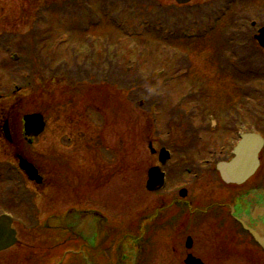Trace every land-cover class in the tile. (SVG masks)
Segmentation results:
<instances>
[{
    "label": "rangeland",
    "instance_id": "rangeland-1",
    "mask_svg": "<svg viewBox=\"0 0 264 264\" xmlns=\"http://www.w3.org/2000/svg\"><path fill=\"white\" fill-rule=\"evenodd\" d=\"M229 1L191 0L190 6H198L195 16L186 13L185 7L177 9L175 0H91L88 3L80 0L76 4L73 2L69 19L62 12L49 11L51 5L63 4L62 0H0V38L3 37L5 43L0 46L3 49L2 53L0 50V112L11 116L13 127L18 126L19 119L25 114L36 111L51 114H48L50 121L46 131L33 142L31 150L37 153L31 157L44 174V185L36 187L24 179L19 186L21 192H43L36 199L37 203L31 205L34 210L39 209L44 218L63 216L69 208L97 210L111 223V228L122 231H112L115 241H119L128 222L148 206L150 195L143 185L146 170L155 164L148 145L160 143V140L168 148L174 147L173 160L167 170L170 179L168 192L169 198L177 195L174 187L180 169L189 167L185 165L187 158L183 147L187 145L191 148L189 152H193L195 144L194 139L184 136L191 130L184 124V116L202 115V124L209 128V115L213 114L220 129L230 130L234 127L232 121L236 112L245 109L244 106L240 108L242 101L236 97H242V91L240 89L238 94L236 85L244 80L219 75L214 66L211 68L207 50L212 47L219 49L225 44L224 37L227 28L233 24L234 12L239 15L234 18L237 27L248 20L246 16L264 26V0H254L250 2L251 6L246 3L242 16L239 10L245 2L238 6L237 0L225 19L215 24L216 18L210 25L213 14L217 12L221 17L223 4ZM119 2L128 5L124 8ZM101 4L104 13L100 10ZM155 4L157 8L154 10L146 7ZM166 6H169L168 20L176 25L170 22L168 25L159 24L165 18V11L161 10ZM55 7L61 11L64 9L62 5ZM151 11L157 13V24L152 22L155 19L152 14L146 15ZM191 16L193 19H187ZM178 19H185V24H178L182 21ZM145 23H148L147 27H144ZM173 25L181 27L180 31H175L179 28ZM243 26L248 31L233 29L244 44L237 49L238 57L242 58L240 65L245 66V61L250 67L256 66V59L261 58L255 56L256 49L252 43L256 29L250 26V20ZM199 28H202L203 35H200ZM33 29L40 35L46 32L44 36L35 34L37 40L40 39L38 43L42 44L38 48L39 57L33 54L26 56L24 48L27 45L22 43H30L34 48L39 45L37 40L26 37ZM183 32L194 38L195 34L200 37L196 42L195 39L177 40ZM14 37L21 40L17 47V38ZM54 46L56 52L53 54ZM224 50L222 47L219 55L216 54L217 62L220 58L225 59ZM14 55L17 60L12 61ZM49 61L52 62L47 69ZM65 62H69L71 68ZM60 66H65V69H60ZM56 68L68 71L71 82L61 75L60 79L51 82L48 79L41 82L37 78L43 72L41 77L50 78L51 70ZM186 69L192 70L187 78L181 81L175 78V73ZM79 75L82 76L80 80ZM211 82L214 84L209 86ZM39 83H44L41 88ZM211 94H216L217 99L214 96L208 98ZM249 99L251 101L247 102L255 103L253 98ZM210 101H216L213 110H209ZM151 102L154 104L153 114L148 108ZM198 104L202 111L197 110ZM176 108L180 112L177 113ZM223 117L228 118V125ZM244 121L252 123L253 120L248 116ZM158 127L161 132L157 131ZM189 152L187 154L191 155ZM25 153L30 154L29 151ZM4 158L7 157L0 153L3 166ZM203 174L207 172L201 171ZM6 178L16 184L15 177ZM183 178L184 174H180L179 180ZM1 179L0 191H3L5 185ZM53 180L55 182L51 183ZM202 184H205V179ZM201 186L197 190L192 188L194 195ZM49 191L53 192V198H50ZM52 201L56 211L49 209ZM1 203L0 199V206ZM11 211L17 219L22 218L15 209ZM230 229L228 235H223L226 231L199 227L194 232L197 245L191 253L203 252L207 264H264V259L257 258L251 243L237 232L236 226L232 224ZM213 233L220 240L228 236L226 252L229 253L226 258L209 251L214 249L211 248ZM55 236L58 242L62 241L59 233ZM180 249L184 247L173 239L171 231L164 232L155 238L150 251L155 259L151 264H178Z\"/></svg>",
    "mask_w": 264,
    "mask_h": 264
},
{
    "label": "flooded vegetation",
    "instance_id": "flooded-vegetation-1",
    "mask_svg": "<svg viewBox=\"0 0 264 264\" xmlns=\"http://www.w3.org/2000/svg\"><path fill=\"white\" fill-rule=\"evenodd\" d=\"M222 74L227 75L219 72V75L222 76ZM258 76H260V71L248 83V87L251 88H247L248 96L253 98L255 103H252L250 107L247 100L241 102L240 108L244 106L245 109L236 112V117L232 121L234 124L232 129H220L215 120L217 117L213 114L209 115L211 118L209 128L202 124L203 120L200 119L204 117L202 115L185 118L184 124L191 127L190 134L195 143L193 156L187 158L185 162V165L187 164L195 173L189 175L188 182L193 180L195 190L200 185L202 186L194 195L190 191L189 183L181 185V187L186 186L190 197L188 202L191 203L184 199H176L175 195L169 198L167 190L147 193L150 195L148 206L139 211V218L142 220H136L137 215L131 219V224L127 227L129 234L122 240L123 242H116V238L111 237L110 225L103 221L100 215L102 213L94 209H76L74 217L68 222L65 239L58 242L55 236L58 231L46 228L45 222L42 221L50 217L44 218V214L41 215L39 209L34 210L31 206L37 203L36 199L43 192L19 191L20 182L25 179L18 169L19 158L33 165L38 174L45 179L44 174H41L31 157V154L37 156V153L31 150L34 147L33 142L39 138L30 140L25 137L23 118L26 114L19 119L18 126L13 127L11 116L0 112V153L2 157H7L4 158L5 166L0 163V179L2 178L1 181L5 185L4 190L0 191L2 200L0 216L8 214L12 217L11 228L16 232L17 240L15 246L0 252V264H151L155 258H144L142 251L136 245L140 243L139 245L147 246L148 242L155 237L159 238L166 230L176 233L180 246L185 238L191 237V250H193L197 245L194 232L199 227L204 226L211 231L220 229V231H226L223 235H228L232 224L241 229L239 220L243 215L251 216H249L250 219L248 218L250 228H255L257 224L264 225V197L255 193V191L264 189V144L258 155L259 168L244 185L239 187L224 185L216 172L218 163L232 159L236 143L235 132L238 131V126L242 133L257 135L264 141V74L263 78ZM227 77L230 78V74ZM216 94H211L208 98L214 96L217 99ZM215 102L210 101L209 110L216 108ZM42 115L47 122L49 117L44 113ZM248 116L252 118V123L244 121V118ZM212 120L215 124H212ZM223 120L228 125V118L223 117ZM4 124L7 126L6 135L2 127ZM27 151L30 154H26ZM154 165H157V161ZM163 170L165 172V168ZM201 171L207 174L201 175ZM167 173L168 171L165 172L166 179L168 178ZM6 176L15 177L16 184L14 185ZM178 178L180 179V175ZM179 179L177 182L180 181ZM204 179L205 184H202ZM53 182L55 180L51 181ZM48 194L50 198H53L52 191ZM174 199L176 200L171 203L170 207V202ZM11 209H15L22 218L17 219ZM49 209L56 211L54 201L50 203ZM80 226L81 231H78ZM76 228L79 235L75 234ZM211 236L214 243L211 245L209 242V244L214 249L209 251L213 250L218 257L226 258L229 253L226 252L228 251L226 244L228 236L227 238L222 237L223 240L216 238L214 233ZM149 246L151 248V245ZM193 254L204 262H208L203 252L201 254L193 252ZM185 256V251L180 249L178 259L182 261ZM179 260L178 263H180Z\"/></svg>",
    "mask_w": 264,
    "mask_h": 264
},
{
    "label": "water",
    "instance_id": "water-1",
    "mask_svg": "<svg viewBox=\"0 0 264 264\" xmlns=\"http://www.w3.org/2000/svg\"><path fill=\"white\" fill-rule=\"evenodd\" d=\"M188 0H179V3H186ZM259 44L264 48V30L260 32V36L256 38ZM44 125L41 116H30L25 119V133L29 137H36L43 131ZM262 146V141L258 140L255 136H244L234 151L235 159L229 164H222L217 167V170L222 180L227 184H242L255 172L258 163L257 155ZM20 168L27 175L28 179L40 183L41 180L37 176L36 171L24 161L20 162ZM152 174V175H151ZM151 182L149 190H155L153 188L157 185V181H160V175L157 171L150 172ZM160 179V180H158ZM153 186L151 187V185ZM264 196V191L259 192ZM74 215L69 214L63 221L53 219L50 221V227L52 228H66L70 219ZM243 229L248 232L255 243L264 251V225L257 224L255 229H250L247 224L249 221L247 218L241 222ZM78 231H81V226ZM77 228L75 232L78 234ZM79 235V234H78ZM14 234L9 230L8 222L0 219V251L9 248L14 244ZM186 248H190L189 244H186ZM192 264H201L199 261H195L190 258ZM189 260V259H188ZM187 263V261H186ZM190 264V262L188 263Z\"/></svg>",
    "mask_w": 264,
    "mask_h": 264
},
{
    "label": "trees",
    "instance_id": "trees-1",
    "mask_svg": "<svg viewBox=\"0 0 264 264\" xmlns=\"http://www.w3.org/2000/svg\"><path fill=\"white\" fill-rule=\"evenodd\" d=\"M35 40H36V37H35Z\"/></svg>",
    "mask_w": 264,
    "mask_h": 264
}]
</instances>
